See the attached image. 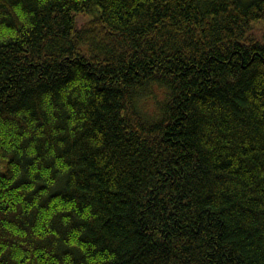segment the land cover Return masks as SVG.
<instances>
[{
  "label": "trees",
  "instance_id": "obj_1",
  "mask_svg": "<svg viewBox=\"0 0 264 264\" xmlns=\"http://www.w3.org/2000/svg\"><path fill=\"white\" fill-rule=\"evenodd\" d=\"M0 264H264V0H0Z\"/></svg>",
  "mask_w": 264,
  "mask_h": 264
}]
</instances>
